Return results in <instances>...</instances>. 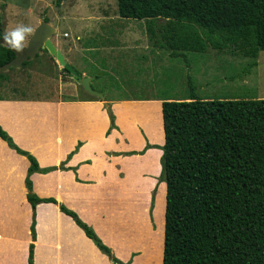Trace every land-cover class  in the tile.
Segmentation results:
<instances>
[{
  "label": "crops",
  "instance_id": "1",
  "mask_svg": "<svg viewBox=\"0 0 264 264\" xmlns=\"http://www.w3.org/2000/svg\"><path fill=\"white\" fill-rule=\"evenodd\" d=\"M140 21L138 26L132 21L122 24L113 41L96 48L83 45L81 57L96 49L107 72L131 63L151 76L155 46L146 20ZM76 45L64 52L58 44L72 65V59L77 61ZM120 55L121 61L116 59ZM82 67L83 71L75 68L92 76L91 83L98 79V73L87 71L85 62ZM0 95V124L41 167L59 165L82 142L66 164L70 169L31 175L34 192L76 211L121 260L163 264L167 195L166 182L159 180L163 150L150 147L143 154H127L140 152L147 144L165 143L163 98L105 95V100H92L90 94H77L50 100ZM108 104L117 125L110 132ZM29 166L28 158L0 137V264H29L32 242L34 264H113L59 204L42 202L32 207L25 183Z\"/></svg>",
  "mask_w": 264,
  "mask_h": 264
},
{
  "label": "trees",
  "instance_id": "2",
  "mask_svg": "<svg viewBox=\"0 0 264 264\" xmlns=\"http://www.w3.org/2000/svg\"><path fill=\"white\" fill-rule=\"evenodd\" d=\"M63 1L67 0H55L57 5ZM117 3L122 18L145 19L150 39L171 57L203 53L210 46L231 48L251 59L250 66H256L264 50V0ZM15 56L0 42V66ZM8 78L7 72L1 73L0 85ZM106 108L110 132L117 125L111 105ZM162 110L165 143L146 148L163 150L159 177L167 184L163 264H264V98L203 99L193 91L184 99L163 98ZM0 137L30 161L25 183L34 209L42 202L59 204L113 264L130 263L115 256L76 211L53 197L41 198L33 190L31 175L70 169L66 164L81 141L59 165L41 167L1 124ZM133 153L137 152L128 154ZM31 232L35 241V217ZM29 264H34V242Z\"/></svg>",
  "mask_w": 264,
  "mask_h": 264
},
{
  "label": "rangeland",
  "instance_id": "3",
  "mask_svg": "<svg viewBox=\"0 0 264 264\" xmlns=\"http://www.w3.org/2000/svg\"><path fill=\"white\" fill-rule=\"evenodd\" d=\"M118 15L117 0H67L60 5L55 0H0V27L4 22L9 30L19 24L31 26L33 32L26 38L27 46L38 25L49 18L48 22L56 28V32L51 35L53 42L57 47L58 44L62 46L64 52L77 43L73 55L77 61L72 59L75 67L83 71L82 62H85L89 73H98V79L93 81L92 86L107 97L151 94L161 98L184 99L194 91L196 96L203 99L264 98V50L259 54L258 64L250 66L251 59L231 48L217 50L210 46L203 53L187 52L186 56L171 57L168 51L154 43L151 76L149 72L138 71L137 66L131 63L117 66L113 73L107 72L100 66L103 57L96 49L88 50L86 57H81L83 45L96 48L103 42L113 41L116 33L122 29V24L132 21L138 26L143 23L137 19L122 20ZM98 29H101L99 34ZM122 56L116 59L121 61ZM7 73L8 80L4 86L0 85V94L6 96L51 100L90 94L72 74L60 66L48 50H44L27 65L14 67ZM157 146L154 148L159 149ZM146 147L135 154L145 153ZM131 231L132 228H129V236Z\"/></svg>",
  "mask_w": 264,
  "mask_h": 264
},
{
  "label": "water",
  "instance_id": "4",
  "mask_svg": "<svg viewBox=\"0 0 264 264\" xmlns=\"http://www.w3.org/2000/svg\"><path fill=\"white\" fill-rule=\"evenodd\" d=\"M7 27V23L4 22L1 26V32ZM56 32V28L52 26L48 21L44 20L35 29L32 37L30 38L25 51L22 54H17L9 62L0 66V74L8 72L12 67H21L26 61L36 58L42 54L44 50H48L52 56L58 61L62 68L67 69L74 77V79L80 83L84 89L91 95H95L102 100H105V94L96 90L92 86V76H84L81 74L65 57L63 52L53 42L51 35ZM1 43L3 41L1 39Z\"/></svg>",
  "mask_w": 264,
  "mask_h": 264
},
{
  "label": "clouds",
  "instance_id": "5",
  "mask_svg": "<svg viewBox=\"0 0 264 264\" xmlns=\"http://www.w3.org/2000/svg\"><path fill=\"white\" fill-rule=\"evenodd\" d=\"M32 32L33 28L31 26L19 24L11 30L6 28L3 32H0V39H2L3 44L9 49L15 51L17 54H22L25 51L26 38Z\"/></svg>",
  "mask_w": 264,
  "mask_h": 264
}]
</instances>
